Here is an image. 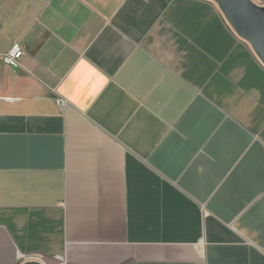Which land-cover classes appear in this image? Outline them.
Instances as JSON below:
<instances>
[{"label":"crops","instance_id":"obj_1","mask_svg":"<svg viewBox=\"0 0 264 264\" xmlns=\"http://www.w3.org/2000/svg\"><path fill=\"white\" fill-rule=\"evenodd\" d=\"M61 257L264 264V63L217 2L0 0V264Z\"/></svg>","mask_w":264,"mask_h":264},{"label":"water","instance_id":"obj_2","mask_svg":"<svg viewBox=\"0 0 264 264\" xmlns=\"http://www.w3.org/2000/svg\"><path fill=\"white\" fill-rule=\"evenodd\" d=\"M235 31L254 48L264 62V5L254 0H213ZM24 264H41L27 261Z\"/></svg>","mask_w":264,"mask_h":264},{"label":"built area","instance_id":"obj_3","mask_svg":"<svg viewBox=\"0 0 264 264\" xmlns=\"http://www.w3.org/2000/svg\"><path fill=\"white\" fill-rule=\"evenodd\" d=\"M228 21V20H227ZM229 23V21H228ZM230 24V23H229ZM231 25V24H230ZM233 31L239 35L233 26L231 25ZM240 36V35H239ZM241 37V36H240ZM242 38V37H241ZM247 41V40H246ZM253 47V46H252ZM256 52V51H255ZM23 46L20 41H16L13 43L12 47L5 53L2 54V58L4 61L13 67H20L22 65V57H23ZM258 55V54H257ZM259 56V55H258ZM260 58V57H259ZM261 59V58H260ZM262 61V59H261ZM263 62V61H262ZM264 63V62H263ZM54 264H67V260L64 257L59 258Z\"/></svg>","mask_w":264,"mask_h":264},{"label":"rangeland","instance_id":"obj_4","mask_svg":"<svg viewBox=\"0 0 264 264\" xmlns=\"http://www.w3.org/2000/svg\"><path fill=\"white\" fill-rule=\"evenodd\" d=\"M257 4L264 5V0H254Z\"/></svg>","mask_w":264,"mask_h":264}]
</instances>
